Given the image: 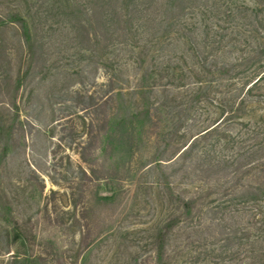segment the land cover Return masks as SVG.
<instances>
[{
	"label": "rangeland",
	"instance_id": "374dc122",
	"mask_svg": "<svg viewBox=\"0 0 264 264\" xmlns=\"http://www.w3.org/2000/svg\"><path fill=\"white\" fill-rule=\"evenodd\" d=\"M260 8L264 0H0V250L11 213L37 237L41 264H157L155 236L177 217L163 264H264L254 174L224 163L234 151L221 130L185 151L223 116L216 103L190 101L206 79L197 50L253 40L251 11ZM112 78V109L94 117L107 134L113 113L159 110L133 119V152L98 150L120 200L85 218L94 182L78 144L90 97H109ZM180 197L196 201L191 213Z\"/></svg>",
	"mask_w": 264,
	"mask_h": 264
},
{
	"label": "trees",
	"instance_id": "16d2710c",
	"mask_svg": "<svg viewBox=\"0 0 264 264\" xmlns=\"http://www.w3.org/2000/svg\"><path fill=\"white\" fill-rule=\"evenodd\" d=\"M251 12L253 20L250 31L256 34L254 42L248 39L235 42L233 41L235 39H232L229 44L224 45V40H214L213 44L220 46L211 48L206 54L197 50L200 72L206 79L205 82L193 84L190 101L193 107L203 102L216 103L223 116L199 131L185 151L196 149L200 140L221 130L220 136L225 139L224 147L234 151L232 155L224 156L223 161L225 164L236 165L237 172L245 169V173L254 174L256 181L252 185V190L256 203L255 210L257 215H261L260 202L264 201V10L260 8ZM19 20L27 34L25 21ZM223 45L227 52L223 57H217L215 52L223 49L219 48ZM236 50L240 51V54L229 56ZM108 86L107 94L111 95L105 100L90 97L89 107L93 112L90 113L92 118L87 126V138L78 144L81 160L90 167V182H94L85 198L83 209L85 218L92 212L116 206L120 200V191L115 183L117 176L111 174L106 163H99L98 150H101V154L109 152L111 156L121 147H127L130 153L133 152L137 147L134 141L133 119L145 118L150 121L152 113L159 110L155 106L145 107L130 117H118L113 113L108 119L111 132L107 134L105 125H99L98 118L94 119V117L102 111L107 112L112 109L113 97L116 93L113 78ZM256 106L263 108L259 110ZM243 116L249 117L247 123L243 122ZM117 169L112 165V170ZM84 173L87 175L86 172ZM179 203L185 213H191L196 201L180 197ZM4 219L7 227L4 228L1 238L6 242V246L0 251L10 255L7 262L0 259V264H41L44 254L36 252L37 237L28 232L11 213ZM178 220L179 218L175 217L158 229L154 240L157 264H163L169 235ZM257 229L261 230L262 226H258ZM13 247L16 249L13 250Z\"/></svg>",
	"mask_w": 264,
	"mask_h": 264
}]
</instances>
